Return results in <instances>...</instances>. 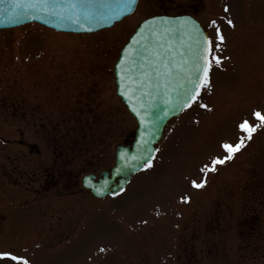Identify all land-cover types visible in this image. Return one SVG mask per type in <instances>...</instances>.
Masks as SVG:
<instances>
[{
  "label": "rangeland",
  "instance_id": "1",
  "mask_svg": "<svg viewBox=\"0 0 264 264\" xmlns=\"http://www.w3.org/2000/svg\"><path fill=\"white\" fill-rule=\"evenodd\" d=\"M153 1L140 0L135 16H127L100 32L42 30L36 23L0 29V102L45 107L43 113L55 118L63 115L69 119L83 111L85 118L93 121L96 117L87 130L111 131L113 142L119 139V131L133 132L135 120L115 93L113 64L138 22L150 15ZM181 3L186 5L185 0ZM194 3L214 44H219L213 49L219 63L213 60L211 83L197 102L168 124L153 160L131 178L119 195L65 198L80 204V218L74 229L55 234L49 230L48 236L40 230L31 236L2 235V251L20 253L27 260L31 257L33 264H85L103 258L106 252L121 253L122 245L145 242V253L153 259L157 250L162 253L166 239L161 237L166 233L175 240L181 234L185 242L184 230L179 231L181 218L204 193L203 184L196 187L192 181L206 180L209 169L204 166L213 157L228 155L221 147L223 142L234 143L244 137L238 154L224 160L221 175L211 174L210 178H251L254 169L264 166V121L253 115L256 111L264 115V0ZM213 20L215 25L211 24ZM228 20L233 23L228 24ZM217 27L223 40L216 38ZM0 105V131L15 140L19 134L12 126L25 131V123L7 119L4 115L12 112L4 113ZM245 119L256 126L251 138L238 127ZM76 126V122L64 121L65 130H78ZM36 127L31 132L33 141L43 156L48 154L51 163L57 145L50 134L39 135ZM99 149L97 145L77 154L81 155L80 171L89 169L82 159L88 155L98 157ZM33 159L34 163L45 160L36 154ZM220 165L217 163L215 168ZM181 262L184 264L183 256ZM96 263L106 264V258ZM0 264L20 262L9 259L0 260Z\"/></svg>",
  "mask_w": 264,
  "mask_h": 264
},
{
  "label": "flooded vegetation",
  "instance_id": "2",
  "mask_svg": "<svg viewBox=\"0 0 264 264\" xmlns=\"http://www.w3.org/2000/svg\"><path fill=\"white\" fill-rule=\"evenodd\" d=\"M157 2L161 12L178 11L164 7L166 0ZM173 5L176 4H170ZM0 103L4 113L12 112L4 115L7 119H17L26 126L25 131L12 126L19 134L14 135L19 137L15 140L0 131V241L7 234L31 236L40 230L48 236L49 230L55 234L62 229H74L80 218V204L65 198L96 197L82 187V176L90 173L98 179L100 171L110 169L114 145H128L131 134L119 131V139L113 142L111 131L65 130V120L79 122L76 115L69 119L63 115L55 118L43 113L45 107H23L14 101ZM33 127L39 135L50 134L55 141L57 153L51 163L48 154L43 156L33 141ZM97 145H100L98 157H84L82 160L89 164V169H85L86 173L80 171L81 155L77 154ZM34 154L45 160L34 163ZM254 171L251 178L204 180L202 197L181 218L179 231L184 230L185 242L181 234L175 240L166 233L161 237L166 239L162 253L157 250L153 259L145 253V242L122 245L121 253L106 252L101 259L106 258V264H182L183 256L184 264H264V166ZM29 260L33 264L31 257ZM99 260L90 259L85 264H97Z\"/></svg>",
  "mask_w": 264,
  "mask_h": 264
},
{
  "label": "water",
  "instance_id": "3",
  "mask_svg": "<svg viewBox=\"0 0 264 264\" xmlns=\"http://www.w3.org/2000/svg\"><path fill=\"white\" fill-rule=\"evenodd\" d=\"M67 2L59 0V8L49 5L48 11H43L32 6L34 0H0V27L35 20L57 30L92 31L110 26L133 11L137 0L127 11H121L118 0H94V7L90 10L95 20L86 27L66 19L75 11L64 7ZM117 12L120 14L115 15ZM196 28L206 35L201 23L191 16H153L139 24L120 51L114 69L116 92L138 125L133 144L117 147L116 164L111 173L104 172L98 181L93 175L84 177V185L97 196L120 191L132 175L152 159L166 124L192 104L176 109L170 102L175 100L190 65L189 49L194 42ZM200 76L204 78L203 69ZM133 108L140 112L139 116Z\"/></svg>",
  "mask_w": 264,
  "mask_h": 264
},
{
  "label": "snow or ice",
  "instance_id": "4",
  "mask_svg": "<svg viewBox=\"0 0 264 264\" xmlns=\"http://www.w3.org/2000/svg\"><path fill=\"white\" fill-rule=\"evenodd\" d=\"M135 3V0H118V5L121 11H127L130 7H132ZM49 5L53 8H59L61 5L59 0H34L33 7H40L43 11H48ZM64 7H67L71 10H75L71 12L66 19H70L74 21L76 24L81 27H86L88 23L93 22L95 20V16L93 15L92 9L94 7V0H68L67 3L64 4ZM120 12L115 13V15H119ZM166 19V18H165ZM228 24H232V20L227 21ZM144 23H148L145 21ZM212 25L216 24V21H211ZM195 27V26H194ZM216 38L218 40H223L224 37L220 35V29L217 27L215 29ZM135 39V37H133ZM213 47L218 48L219 44H214L213 40L208 36L204 35L198 28L195 30V39L194 42L189 49L190 55V65L187 69L186 76L182 86H180L179 90L176 92V97L174 101H171L173 108H181L189 106L193 101L197 100V94L202 85L208 83V70L212 65L213 60L216 63H219V58L215 57L213 54ZM147 58V57H145ZM123 63V61H122ZM203 69L204 78L201 79L200 70ZM159 75V73H156ZM144 75V74H142ZM121 90H123V85L121 86ZM127 96V93H124ZM143 107V105H142ZM133 111L140 115V112L133 108ZM254 116L258 117L260 120L264 121V115H262L259 111L253 113ZM238 127L245 133H247L248 138H251L252 133L256 130V126H250L248 120H242ZM244 143V137L241 136L239 142L235 145L229 143L227 141L221 144V147L227 151L228 155L221 157H213L211 163L205 165V169L215 170V165L217 163H223L225 159H230L232 153L237 151ZM147 166V165H145ZM192 183L196 187H200L204 181L201 180L199 183L193 180ZM12 260L20 262V264H29V261L21 255H15L10 251H0V260Z\"/></svg>",
  "mask_w": 264,
  "mask_h": 264
},
{
  "label": "bare ground",
  "instance_id": "5",
  "mask_svg": "<svg viewBox=\"0 0 264 264\" xmlns=\"http://www.w3.org/2000/svg\"><path fill=\"white\" fill-rule=\"evenodd\" d=\"M132 16H135L134 12L132 14H130V17H132ZM41 29L43 30V27ZM44 30H45V28H44Z\"/></svg>",
  "mask_w": 264,
  "mask_h": 264
}]
</instances>
